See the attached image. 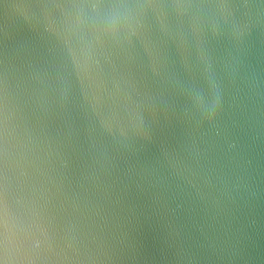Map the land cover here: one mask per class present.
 I'll return each instance as SVG.
<instances>
[{
	"label": "water",
	"instance_id": "water-1",
	"mask_svg": "<svg viewBox=\"0 0 264 264\" xmlns=\"http://www.w3.org/2000/svg\"><path fill=\"white\" fill-rule=\"evenodd\" d=\"M0 264H264V0H0Z\"/></svg>",
	"mask_w": 264,
	"mask_h": 264
}]
</instances>
